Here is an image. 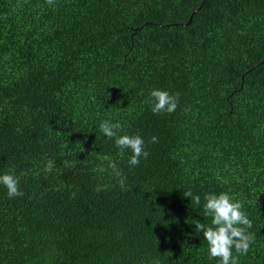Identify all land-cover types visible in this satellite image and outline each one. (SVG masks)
Wrapping results in <instances>:
<instances>
[{
  "label": "trees",
  "instance_id": "obj_1",
  "mask_svg": "<svg viewBox=\"0 0 264 264\" xmlns=\"http://www.w3.org/2000/svg\"><path fill=\"white\" fill-rule=\"evenodd\" d=\"M203 1L0 0V175L24 193L0 185V264H219L192 221L222 192L252 222L233 255L264 264V0Z\"/></svg>",
  "mask_w": 264,
  "mask_h": 264
},
{
  "label": "clouds",
  "instance_id": "obj_2",
  "mask_svg": "<svg viewBox=\"0 0 264 264\" xmlns=\"http://www.w3.org/2000/svg\"><path fill=\"white\" fill-rule=\"evenodd\" d=\"M48 5H54L55 0H46ZM151 100L146 101L152 105L153 114L173 113L179 101V94L173 95L165 90L154 89L150 92ZM101 133L108 139L115 141L123 156L125 150H130V167L138 166L140 158H147L149 153L145 150V142L140 135H121L123 125L117 121L104 120L100 124ZM156 143L157 137L151 138ZM55 167V161L48 160L44 171L51 172ZM123 186V179L120 181ZM0 185L7 190L9 198L22 197L24 193L20 189V181L14 172L0 175ZM185 197H191L192 201L199 205L200 196H193L191 191L184 193ZM203 211L205 216L211 218V224L205 225L199 221H192L197 232L202 233L208 245L209 259H217L219 264H239V257L233 255V249L240 255H246L254 243V237L248 232L252 228V222L244 212L242 202L226 192L220 194H206Z\"/></svg>",
  "mask_w": 264,
  "mask_h": 264
},
{
  "label": "water",
  "instance_id": "obj_3",
  "mask_svg": "<svg viewBox=\"0 0 264 264\" xmlns=\"http://www.w3.org/2000/svg\"><path fill=\"white\" fill-rule=\"evenodd\" d=\"M205 0L203 1L202 5L204 4Z\"/></svg>",
  "mask_w": 264,
  "mask_h": 264
}]
</instances>
